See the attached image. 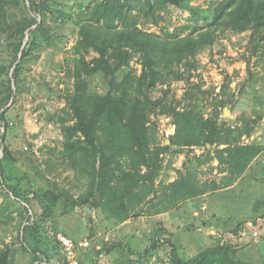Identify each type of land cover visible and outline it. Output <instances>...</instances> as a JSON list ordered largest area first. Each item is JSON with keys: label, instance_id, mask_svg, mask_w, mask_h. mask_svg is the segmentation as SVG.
<instances>
[{"label": "rangeland", "instance_id": "rangeland-1", "mask_svg": "<svg viewBox=\"0 0 264 264\" xmlns=\"http://www.w3.org/2000/svg\"><path fill=\"white\" fill-rule=\"evenodd\" d=\"M6 1L9 8L16 11L12 5L16 0ZM95 1L51 0L53 11L39 21L49 25L52 38L38 40L41 48L34 50V58L26 64L18 90L7 107L5 145L16 161L5 164L7 183L0 180L3 259L11 253L10 264H35L28 247L31 243L25 244L20 236L26 224L35 222L40 225L39 243L33 238L32 244L47 254V260L42 257L40 264H65L67 261L63 262L65 254L58 241L59 235L75 243L73 260L78 264H173L170 256L173 245L185 260L214 246L232 245L240 249L232 264H264V217L261 216L264 214V47L254 54L252 31L219 32L215 44L198 55L197 69L189 80L160 84L151 94L155 101L168 90L166 104L184 108L192 103L205 117L219 114L220 122L227 119L228 131L235 136L243 131L251 132L241 137L240 144L259 145L261 152L245 174L236 180L237 186L225 190L228 173L224 177L220 174L228 172V166L214 167L213 162L198 164L197 158L205 155V151L195 148L187 153L191 165L198 166L192 171L191 183L205 194L160 215L150 214L149 206L140 217L132 216L123 224L106 222L102 211L90 204L74 210L65 209L64 197L56 203L47 196L49 191L56 194L65 191L78 198L88 189V179L76 176L60 156L65 138L57 119L67 110L66 95L74 91L75 80L67 71L69 66H74L72 48L79 30L78 5L89 7ZM220 1L191 0L180 7L168 5L159 12V26L145 22L141 27L164 38L197 33L212 26L214 8ZM59 9L64 12L60 13ZM59 16L64 20H59ZM97 56L93 52L88 55L83 76L90 82V92L105 93L106 83L97 74V67L91 64ZM10 60L11 56L0 47V101L2 91L8 87ZM132 65L140 73L139 63L134 61ZM198 86L201 87L193 92L192 99L187 98ZM137 93L134 87L133 96ZM232 94L235 100L225 107L230 114H225V108L223 112L217 111L216 105ZM151 119L157 123L159 140L169 145V137L175 132L173 119L161 114L152 115ZM163 157L165 170L156 182L157 187L168 186L181 174L188 175L183 168L187 160L185 154L173 156L168 152ZM10 187L18 190L22 200L12 196ZM34 195L38 197L33 198ZM27 198L30 202L26 204ZM25 208L30 209L27 220ZM91 226L95 227L96 236L90 237ZM48 237L51 240L55 237L58 244L48 245ZM156 239L160 240L158 249L142 256ZM115 242L121 245L109 249Z\"/></svg>", "mask_w": 264, "mask_h": 264}, {"label": "trees", "instance_id": "trees-1", "mask_svg": "<svg viewBox=\"0 0 264 264\" xmlns=\"http://www.w3.org/2000/svg\"><path fill=\"white\" fill-rule=\"evenodd\" d=\"M189 1L96 0L89 7L78 5L79 30L72 48L74 66H69L67 71L75 80L74 91L66 95L67 110L57 120L65 138L60 156L76 176L88 179V189L76 199L65 191L60 194L49 191L47 196L56 203L60 197L65 198V209L74 210L90 204L103 209L109 218L120 224L132 216L140 217L149 206L150 214L160 215L205 194L191 183L192 171L198 166L191 165L188 152L195 148L205 151V155L197 158L200 165L217 159L219 166H228L227 185L242 177L260 154L259 145L240 144L241 137L251 132L243 131L238 136L229 133L227 119L220 122L219 114L205 117L192 103L184 108L168 105L165 103L168 90L160 99L151 98L160 84L189 80L197 69L198 55L215 44L221 31L233 34L252 31L254 54L264 47V0H222L214 8L212 26L186 36L164 38L141 27L145 22L159 26V12L168 5L180 7ZM50 4L51 0H16L12 4L16 11H12L6 0H0V47L11 56L7 69L8 87L2 91L0 101L2 132L8 128L7 107L18 90L23 70L34 58V50L41 48L38 40L52 38L49 25L39 21L53 11ZM58 19L64 20L60 16ZM92 52L98 54L91 64L97 67V74L106 83L105 93L90 92V82L83 76V67ZM134 61L141 66L140 73L133 68ZM134 87L138 90L136 96L132 94ZM200 87L188 93L187 98L192 99L193 92ZM234 100L235 95H228L215 108L223 112ZM160 114L173 119L175 132L169 137V145L159 140L157 123L151 119L152 115ZM5 143L4 132L0 134V180L3 184L8 181L5 164L16 161ZM222 145L225 147L221 149ZM168 152L173 156L186 154L183 168L188 175L181 174L168 186L157 187L156 182L165 170L163 155ZM10 191L15 199L22 200L18 190L10 187ZM24 201L27 204L30 199ZM26 209L27 220L30 209ZM39 231V224L28 223L20 235L25 244L31 243L28 247L35 264H40L42 257L47 260L46 252L32 244L33 238L38 242ZM94 235L93 228L91 236ZM54 238H47L48 245L58 244ZM159 244L160 240L156 239L142 256L158 249ZM120 245L115 242L109 249ZM22 248L27 251V247ZM239 251L232 245H218L185 260L173 245L170 256L173 264H232ZM3 253L0 249V264H10L11 253L5 260ZM66 259L64 255L63 262Z\"/></svg>", "mask_w": 264, "mask_h": 264}, {"label": "built area", "instance_id": "built-area-1", "mask_svg": "<svg viewBox=\"0 0 264 264\" xmlns=\"http://www.w3.org/2000/svg\"><path fill=\"white\" fill-rule=\"evenodd\" d=\"M58 241L62 248L64 249V254L66 255L67 258V264H78L77 261L74 262V252L76 250L75 248V243L68 237L59 235L58 236Z\"/></svg>", "mask_w": 264, "mask_h": 264}, {"label": "crops", "instance_id": "crops-1", "mask_svg": "<svg viewBox=\"0 0 264 264\" xmlns=\"http://www.w3.org/2000/svg\"><path fill=\"white\" fill-rule=\"evenodd\" d=\"M208 147H210L209 145H208ZM225 146L224 145H222L220 148L222 149V148H224ZM63 149V148H62ZM61 151V150H60ZM186 155V154H185ZM213 166L215 167V166H219V161L217 160V159H215L214 161H213ZM223 167V166H222ZM215 172H218L217 170L215 171ZM227 173L228 172H224V173H222V174H220L221 175V177H224V176H226L227 175ZM159 183V182H158ZM157 183V184H158ZM227 185V184H226ZM238 185V183H237V181L234 183V184H232V185H227L228 187L227 188H225V190H230V189H232V188H234L235 186H237ZM76 199V198H75ZM95 208V207H94ZM76 209V208H75ZM101 211H102V213H103V219L104 220H106V222L107 221H109V222H112V221H114V222H116L114 219H111V218H109V215H108V213L107 212H105V211H103V209H100ZM127 222V221H126ZM125 223V222H124ZM93 228H94V230H96L95 229V227H93V226H91L90 227V237H92L91 235H92V231H93ZM96 236V235H95Z\"/></svg>", "mask_w": 264, "mask_h": 264}, {"label": "water", "instance_id": "water-1", "mask_svg": "<svg viewBox=\"0 0 264 264\" xmlns=\"http://www.w3.org/2000/svg\"><path fill=\"white\" fill-rule=\"evenodd\" d=\"M225 114H226V115H229V114H230L228 108H225Z\"/></svg>", "mask_w": 264, "mask_h": 264}]
</instances>
